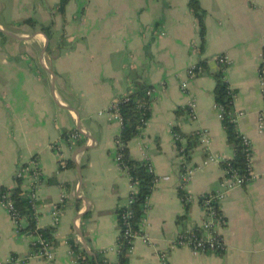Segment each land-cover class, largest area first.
<instances>
[{"label": "crops", "instance_id": "obj_1", "mask_svg": "<svg viewBox=\"0 0 264 264\" xmlns=\"http://www.w3.org/2000/svg\"><path fill=\"white\" fill-rule=\"evenodd\" d=\"M188 2L68 0L60 11L59 0H0V189L18 184L20 165L38 161L37 226L52 228L53 250L50 261L34 254L35 235L16 231L0 205V264H89L68 239L79 253L117 263L115 211L128 204L133 186L115 159L121 126L108 107L140 86L153 90L150 116L127 147L133 159L150 163L156 182L140 225L150 242L134 237L125 264H159L161 254L168 264H264V98L258 72L264 64V0H199L202 48ZM219 54L229 60L224 78L236 91L237 130L251 142L257 177L219 202L225 223L216 232L224 250L193 254L174 239L200 229L201 199L223 190L222 160L234 155L213 97ZM200 60L205 68L189 79L187 68ZM191 100L193 116L186 109ZM201 129L209 131L210 151L218 158L206 165L196 136ZM175 130L182 146L188 145L187 155L178 150ZM73 131L81 135L68 143L64 134ZM190 168L192 176L181 187ZM29 182L20 181L23 192ZM180 187L190 196L187 206Z\"/></svg>", "mask_w": 264, "mask_h": 264}, {"label": "trees", "instance_id": "obj_2", "mask_svg": "<svg viewBox=\"0 0 264 264\" xmlns=\"http://www.w3.org/2000/svg\"><path fill=\"white\" fill-rule=\"evenodd\" d=\"M68 0H59V10L63 11L65 4ZM188 5L192 10L193 16L195 17L201 40V48L204 44V12L199 5V0H189ZM29 22L31 25L35 24V21L27 18L24 20ZM201 70L205 68L204 61H198ZM220 68L213 74L215 79V86L213 89V97L216 105L222 109L221 123L225 130L227 141L233 145L234 155L229 162L233 168L239 173L247 172V156H246V145L244 144L242 134L237 130L236 122L232 120L234 108L233 100L236 91L229 87L227 81L224 78V69L226 65L219 64ZM264 67V64H261ZM151 89V86H140L128 95L121 97L117 100L118 112L121 116V127L118 135L116 136V147L120 154L119 166L125 172H127L134 190L130 193V202L122 207L116 209V219L118 224V261L116 264L126 263V254L130 246V237L125 234V231L131 233L137 232L140 228L143 216L145 214L146 201L152 191L155 183L156 176L151 169V165L146 160L133 159L128 152V142L138 135L142 128L145 126L141 122L142 119L148 120L150 116L151 98L147 95V91ZM187 109V108H186ZM176 134V144L178 147L182 146L179 140V134ZM66 137L67 135L64 134ZM197 136V135H196ZM178 137V138H177ZM184 150L182 154L187 155L188 145L183 146ZM17 185L13 188L2 187L0 192L8 190L10 197L12 198L14 205L19 210L23 219H26L27 226L20 230H27L29 233L38 232L44 239L52 243V228H38L35 230V223L33 218L32 210L30 209L27 198L20 188L21 179H16ZM179 195L184 197L185 191L180 187ZM187 206V204H186ZM19 230V231H20ZM70 247L74 253H78L82 262L87 261L89 264H102L103 260L100 256L91 257L84 255L82 252L79 253L78 246L73 242L72 239H68ZM33 250L37 251L38 245H32ZM84 256V259L82 258ZM79 261V262H81Z\"/></svg>", "mask_w": 264, "mask_h": 264}, {"label": "built area", "instance_id": "obj_3", "mask_svg": "<svg viewBox=\"0 0 264 264\" xmlns=\"http://www.w3.org/2000/svg\"><path fill=\"white\" fill-rule=\"evenodd\" d=\"M215 58L219 64L227 65L229 63V60L225 54H219ZM201 71H202L201 67L200 65H198V62H197L195 65H192L187 68L186 74H187V77L190 79ZM258 72H259V77H260L261 92L264 98V67L260 66ZM186 86H187L186 80L181 82V85H180L181 90L185 91ZM152 91H153L152 88L147 91V95L150 98H151ZM118 99L119 98L113 100V102L108 107V112L110 113L113 119L119 121L120 126H121V116L117 108ZM216 106L219 110V117L221 119L222 109L218 105ZM194 108H195L194 101L193 100L189 101L187 104V111L191 116H193ZM240 114L241 112H238V113L234 112L232 120L236 122ZM258 121H259V125H258L259 131H261L263 129L262 117L259 116ZM141 122L143 124H146L147 121L145 119H142ZM80 135L81 134L79 132L73 131V132H70L65 137V140L68 141V143H73L80 137ZM196 135H197L198 142L200 143V145L206 152V157L202 165H206L209 162L218 160V158L210 151L211 137H210L209 131L207 129H201L196 133ZM242 138H243L244 144L246 145V156H247V161H248L247 162V172L241 174L235 168L231 166L229 160L227 159L222 160L223 190L209 192L202 197L201 207L205 212V220L203 221L202 226L200 227L199 230L188 229L183 232H180L179 234L176 235L174 239V243L176 245L187 246L193 254L205 253V252H221L224 250L225 246L222 241V238L216 232V228L219 226H222L225 223V219L219 210V202L223 199L225 193L228 192L229 190L233 189L234 187L245 184L247 182H250L251 180H254L257 177L252 169L251 142L248 139V137H246L245 135H242ZM116 144H117V141L115 139V145ZM57 145L56 146L53 145V147L58 148ZM178 150L182 154L184 150L183 146L178 147ZM115 159H116L117 164L119 165L120 154L117 151V147H116ZM60 163H61L60 166L62 168L66 166L65 160H62ZM192 173H193V168L187 169L182 173L181 187H183L185 182L191 178ZM15 178L21 179V180L26 178V179H29L30 181L26 190L23 193L25 194L27 198V203L30 209L32 210L34 223H35V230H36L39 228L37 226L38 213L36 209L37 208V205H36L37 188L42 180V172L39 167L38 161L35 158H31L25 164L20 165L15 171ZM155 182H156V179H155ZM133 190H134V186H133ZM181 200L183 203L187 204L190 201V196L186 194L184 197H181ZM129 202H130V199H129ZM0 205L3 208H5V210L7 211L9 218L15 227V230L19 231L22 227L20 222L23 218L19 210L14 205V202L12 198L10 197V192L8 190L0 192ZM147 206H148V199L145 205L146 209H147ZM58 213L59 211L56 212V210L53 213L55 224L58 221ZM125 234L130 237L129 239L130 246L127 251L130 250L131 242L133 238L136 236H141L146 243L150 242V238L147 234L140 233V228L137 232H134V233H131L127 230L125 231ZM34 235L36 239L33 242V244L38 245L37 251H35L34 254L50 261L53 257V250L51 248V243L47 241L46 239H44L38 232H35ZM117 248H118V245H117ZM159 264H168L165 259L164 254L159 255Z\"/></svg>", "mask_w": 264, "mask_h": 264}, {"label": "rangeland", "instance_id": "obj_4", "mask_svg": "<svg viewBox=\"0 0 264 264\" xmlns=\"http://www.w3.org/2000/svg\"><path fill=\"white\" fill-rule=\"evenodd\" d=\"M23 220V219H22ZM22 220H21V222H20V224L22 225Z\"/></svg>", "mask_w": 264, "mask_h": 264}]
</instances>
